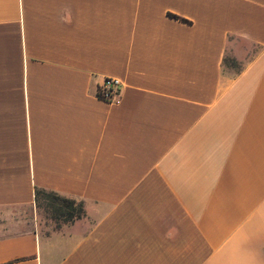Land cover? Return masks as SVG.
<instances>
[{
    "label": "crops",
    "instance_id": "obj_1",
    "mask_svg": "<svg viewBox=\"0 0 264 264\" xmlns=\"http://www.w3.org/2000/svg\"><path fill=\"white\" fill-rule=\"evenodd\" d=\"M0 264H264V0H0Z\"/></svg>",
    "mask_w": 264,
    "mask_h": 264
},
{
    "label": "trees",
    "instance_id": "obj_2",
    "mask_svg": "<svg viewBox=\"0 0 264 264\" xmlns=\"http://www.w3.org/2000/svg\"><path fill=\"white\" fill-rule=\"evenodd\" d=\"M169 14L179 17V15L169 12ZM183 20H188L180 17ZM225 65H234L235 61L231 57L224 58ZM34 202L37 208L42 209L46 216L54 223L55 228L62 224L72 223L85 216L84 202L76 198L59 194L52 190L36 187L34 190Z\"/></svg>",
    "mask_w": 264,
    "mask_h": 264
},
{
    "label": "built area",
    "instance_id": "obj_3",
    "mask_svg": "<svg viewBox=\"0 0 264 264\" xmlns=\"http://www.w3.org/2000/svg\"><path fill=\"white\" fill-rule=\"evenodd\" d=\"M96 93L103 99L116 100L121 93V81L116 77L106 76L98 84Z\"/></svg>",
    "mask_w": 264,
    "mask_h": 264
},
{
    "label": "rangeland",
    "instance_id": "obj_4",
    "mask_svg": "<svg viewBox=\"0 0 264 264\" xmlns=\"http://www.w3.org/2000/svg\"><path fill=\"white\" fill-rule=\"evenodd\" d=\"M37 217L40 218L43 222L49 223V221H51V223L54 225L53 221L46 216L45 212L42 209L37 208Z\"/></svg>",
    "mask_w": 264,
    "mask_h": 264
}]
</instances>
